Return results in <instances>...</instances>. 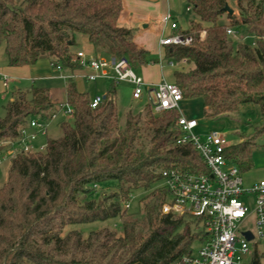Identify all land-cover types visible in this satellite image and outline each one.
<instances>
[{"label":"trees","instance_id":"trees-1","mask_svg":"<svg viewBox=\"0 0 264 264\" xmlns=\"http://www.w3.org/2000/svg\"><path fill=\"white\" fill-rule=\"evenodd\" d=\"M187 3L194 19L177 33L191 43L166 46L164 59L192 69L174 71L172 83L183 99L202 101L205 118L236 113L243 104L258 106L261 124L224 150L228 162L248 172L256 139L264 135V0H236L238 11L231 15L224 11L226 0ZM122 8L123 0H0V46L7 66L49 58L75 71L77 35L86 36L100 55L124 58L134 71L148 66L150 54L135 44L132 30L118 24ZM222 17L226 24L219 22ZM241 28L252 43L227 35ZM116 85L110 82L92 109L88 93L69 82L65 103L72 114L71 121L59 124L62 136L48 139L42 151L20 152L8 162L0 186V264H192L194 245L197 253L205 234L194 218L161 214L167 194L159 171L197 174L206 167L191 144L176 143V110L154 114L147 105L151 114L144 127L139 116L127 113L120 131ZM59 110L46 88L13 92L0 118V152L16 146L31 120H51ZM136 191L144 194L138 200L144 226L125 220L118 231L86 237L78 230L65 232L123 219L124 205ZM262 257L254 250L249 264H260Z\"/></svg>","mask_w":264,"mask_h":264},{"label":"built area","instance_id":"built-area-1","mask_svg":"<svg viewBox=\"0 0 264 264\" xmlns=\"http://www.w3.org/2000/svg\"><path fill=\"white\" fill-rule=\"evenodd\" d=\"M190 10L188 6L186 11ZM161 23L169 25L174 31L178 28L169 14L161 18ZM234 34L233 31L227 30V35ZM203 37L202 32L200 38ZM190 43V37L174 33L162 38L159 45L165 47ZM72 62L82 73H70V76L65 78L71 80L79 76L89 83L97 80L116 84L129 83L133 86L132 99L142 100L145 97L154 114L178 111L179 103L183 100L181 90L174 83L161 81L153 86L148 85L124 58L88 56L82 51H77ZM51 67L57 71L62 69L59 64L51 63ZM6 83L7 78L2 77L4 87ZM101 102L102 97L95 96L91 99L90 107L95 109ZM59 108V111L67 116L72 114L66 103L59 105ZM176 126L180 132L176 143L191 144L201 157L206 172L182 174L165 169L159 171L162 186L167 194L161 214L177 218L191 217L199 222V227L205 234V241L192 259V264H245L246 257H250L256 250L250 245L257 242L264 245V179L249 188L243 185L239 169L225 158L224 150L228 142L220 132L209 130L203 135L197 134L195 131L199 126L198 121L185 118L181 114L177 118ZM28 127L34 132L26 134V131H23L12 151L0 156V164L10 161L20 152L34 151L31 142L39 134L44 135L46 127L38 120H31ZM124 208L128 211L130 202H126ZM245 232L251 233L250 241L243 236Z\"/></svg>","mask_w":264,"mask_h":264},{"label":"rangeland","instance_id":"rangeland-1","mask_svg":"<svg viewBox=\"0 0 264 264\" xmlns=\"http://www.w3.org/2000/svg\"><path fill=\"white\" fill-rule=\"evenodd\" d=\"M242 5L245 6L246 3L243 2ZM184 8L185 7H183L182 19L186 23H189L191 20L194 19V17L192 13L190 14L185 13ZM229 8H231L233 12L238 11L236 0L235 3L233 2L231 6H229ZM219 22L222 24L227 23L225 17L220 18ZM231 39L234 42L242 41L246 43H252L254 41V38L248 35L242 28L236 34L231 36ZM77 50H82V52H84L86 55H89L94 51L92 46L88 43L86 36L84 35L76 36V44L72 48V52H74L75 54ZM149 58L154 62V65L156 63V65L158 66V62H159L158 56L150 54ZM6 63L7 60L3 51V46H0V66L6 65ZM168 63L169 61H165L164 66L168 68L167 70L169 74V70L172 71V67H170ZM181 64L182 65L178 68V71L180 72L187 73L192 69V65H187L183 62ZM61 70L60 71L54 70L52 72V75L58 77V74L60 75L62 72L63 73L67 72L65 69H61ZM77 70L79 71V68L76 69L75 71ZM135 73L138 74L137 70H135ZM167 80L168 82H170V76H167ZM73 81L79 83V79H74ZM172 82H174V79ZM51 83H52L51 87L54 89L53 91H55L57 94L55 98L58 101L63 100L64 99L63 89L65 85L64 82L62 80L55 79ZM34 84L35 86H39L42 85L43 83L35 82ZM15 86L16 85L14 83L8 82L7 88L4 89V92L0 93V118L4 116L5 113L4 107L8 103L11 94L18 89L20 91H26L31 87V82H22V84L18 86L19 88H15ZM84 86H85L84 89L88 91L87 93L89 97L94 98L95 90L97 91V94L99 96L101 97L104 96V94L108 90L109 83L103 80H99L95 84L87 83ZM132 90H133V86L126 82H121L116 85V96L114 100L117 108V120H118L117 127L120 131H122L125 127V120L127 113H131L134 117L139 116L141 118L142 127H144L145 121L148 119L149 114H151V111L147 106L148 104L146 103L145 97L142 100H133ZM178 112L186 117L192 116L198 121V123H200V128H198L195 131V133L203 135V133H205L206 131L216 130L226 138L228 144H235L240 141L241 136H248L252 134L255 127L259 126L262 122L260 118L259 108L258 106L253 104L240 105L239 110L236 113L211 119V118H205L203 116L202 103L200 99H184L180 103ZM64 120L71 121V117L63 114L62 111H58V113L53 119L43 122L47 132L46 140L48 139L55 140L62 136V132L59 124ZM43 140L44 139H42V141ZM256 142L258 146L255 147L252 151V160L254 166L250 171L241 173V177L243 179V185L246 188L252 186L253 183L256 181L255 176L259 174V170L260 171L262 170V172H264V135L256 139ZM2 154H4V152H0V156ZM8 162L9 161L0 164V186L3 185L6 179V171L9 165ZM160 186H162V182L160 183ZM143 195H141V192L139 191L134 192L130 202V209L127 211L126 216L121 220L110 219L104 222H93V223L81 224L77 226H70L67 227L65 232L70 230L71 231L78 230L79 232H81L83 237H86L89 235L90 232H94V231H105V230L118 231L120 227V221L123 222L125 220L134 221L137 225L144 226L142 207L138 201L139 197ZM185 219L187 218L185 217ZM190 225L191 227L196 228V226H194V223H190ZM251 230L254 229L251 228ZM254 244L255 243H252L250 247L252 248L253 245L259 254H264V245H262L261 242H257L255 244L256 246ZM198 246L199 245L195 243L194 245L195 256L197 255L196 251L198 249ZM249 263H250V257H246L245 264H249ZM260 264H264V257L260 259Z\"/></svg>","mask_w":264,"mask_h":264},{"label":"crops","instance_id":"crops-1","mask_svg":"<svg viewBox=\"0 0 264 264\" xmlns=\"http://www.w3.org/2000/svg\"><path fill=\"white\" fill-rule=\"evenodd\" d=\"M226 2L228 6H231L233 2L235 3V0L234 1L226 0ZM183 7H185L184 8L185 13H188V14L191 13V10L189 12L186 11V8L188 7L187 0H123L122 12L118 19L119 26L132 30L133 39H134L135 44L139 48L145 49L149 54L158 56V59H159L158 66L156 65V63L154 65V62H153L149 64L148 66L137 69V72L139 74L137 75L141 77L143 81L148 85L153 86L161 81L168 82L167 76H170V82H172L174 71H177L178 68L182 65L181 63L173 64L172 62L169 61L168 64L170 65V67H172V71L169 70V74H168V70H167L168 68L164 66L165 61H168L164 59V53H165L164 50L166 46L165 47L160 46L159 42L162 38H165L169 35L177 33L178 30H185L189 27V23H186L182 19ZM165 14H169L172 20L177 24L178 28L176 31L171 30L169 25H164L161 23V18ZM77 51H82V50H77ZM96 55H100V54L93 51L88 56H96ZM54 70L55 69L51 67V62L49 58L41 59L32 66H25V67H19V68L8 67L7 63L6 65H1L0 66V93L4 92V89L7 88L8 82L14 83L16 85L15 88H19L18 86L22 84V82H31V86L33 87H40V88L48 89L50 92L52 101L57 105H61L66 102L65 90L69 82L74 83L78 91L85 92V93L88 92L86 89H84L85 87L84 85L89 82L85 81L81 77L78 76L71 80L68 78H65V77L70 76V73H74L75 75H81L82 71L77 70L78 71L77 72V71H70V70L65 69L67 72L65 73L62 72L60 75L58 74V77H55L52 75V72ZM2 77H6L7 80H9L7 81L5 87L2 84ZM55 79L62 80L65 84L64 89H63L64 99L61 101H58L55 98L57 94L55 91H53L54 89L51 87L52 86L51 82H53V80ZM74 79H79V83L74 82L73 81ZM35 82H39V83L41 82L43 84L39 86H35L34 84ZM96 82H94L93 84H95ZM94 96H99L96 90H95ZM180 103H179V106H180ZM202 113H203V106H202ZM184 117L188 119H195L192 116H189V117L184 116ZM198 128H200V123H199ZM33 132L34 130L32 128L27 127L26 134H31ZM41 138L44 140L42 141ZM46 139H47L46 131L44 135L39 134L37 138L33 142H31V145L34 148V150H39V151L42 150L46 144V141H47ZM11 151H12V146L5 148L1 152H4V154L2 155H5ZM255 178H256L255 179L256 181L254 183L264 179V172H262V170L261 171L259 170V174L255 176Z\"/></svg>","mask_w":264,"mask_h":264},{"label":"water","instance_id":"water-1","mask_svg":"<svg viewBox=\"0 0 264 264\" xmlns=\"http://www.w3.org/2000/svg\"><path fill=\"white\" fill-rule=\"evenodd\" d=\"M224 11H225L228 15H231V14L233 13L232 9L229 8V6H227V5L225 6ZM102 98L104 99V96H103ZM243 236L245 237V239H246L247 241H250V240L252 239V235H251V233H249V232H245V233H243Z\"/></svg>","mask_w":264,"mask_h":264}]
</instances>
